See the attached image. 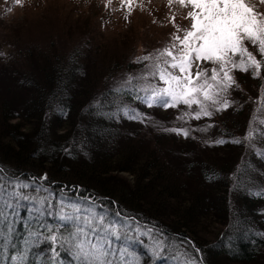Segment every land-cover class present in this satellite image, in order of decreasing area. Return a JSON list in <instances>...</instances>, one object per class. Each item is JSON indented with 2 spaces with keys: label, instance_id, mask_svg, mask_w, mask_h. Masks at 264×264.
Wrapping results in <instances>:
<instances>
[{
  "label": "snow or ice",
  "instance_id": "6c2138e0",
  "mask_svg": "<svg viewBox=\"0 0 264 264\" xmlns=\"http://www.w3.org/2000/svg\"><path fill=\"white\" fill-rule=\"evenodd\" d=\"M20 4L21 0H15ZM174 0H169V6ZM188 9L185 19L190 26L175 28L163 48L134 58L143 65L135 73H124L112 86L89 105L93 115L105 119L125 118L141 123L153 118L129 103L139 102L148 108L179 109L177 121L211 118L234 104L231 91L240 86L234 72H251L261 78L264 68V0H175ZM110 3V0H109ZM132 11L133 0H121ZM247 44L254 46L250 51ZM2 55V54H0ZM210 64L211 67H205ZM258 107L248 122L242 137L231 141L219 138L214 144L231 142L246 144L264 158V85ZM195 106V107H194ZM155 121L153 126H159ZM212 124L190 127H163L165 132L190 136L191 131L207 132ZM227 134V133H225ZM209 143V141H205ZM71 155L69 147L62 148ZM211 179V177H208ZM47 173L37 176L17 173L0 164V249L11 264H62V253L71 257L69 264H148L136 245L145 246L149 259L171 264H192L181 251L185 241L168 243L169 238L155 224H142L140 218L118 207L115 201L95 193L81 194L79 185L54 187ZM264 195V192L259 193ZM22 213H24L22 215ZM23 226V247L17 250L13 242L16 225ZM260 235H264L261 233ZM190 243V242H189ZM47 245L48 255L37 253L30 258L32 248ZM13 249L8 253V249ZM199 251V249H197Z\"/></svg>",
  "mask_w": 264,
  "mask_h": 264
},
{
  "label": "rangeland",
  "instance_id": "374dc122",
  "mask_svg": "<svg viewBox=\"0 0 264 264\" xmlns=\"http://www.w3.org/2000/svg\"><path fill=\"white\" fill-rule=\"evenodd\" d=\"M260 10L264 11V6ZM187 11L188 9L181 8L175 0L171 6L169 0H133L130 14L128 7L121 4V0H110V3L109 0H21L20 4L15 0H0V73L8 72L14 79L12 83L7 74L0 78V132L1 118L6 115H3L2 96L8 95L14 100H20L29 87L24 84L17 87L19 77L36 76L37 81L43 82L51 65L57 60H66L74 53L80 62L81 88L102 84L105 75L109 73V81L113 83L122 74L135 73L143 67L133 62L135 57L163 48L170 41L171 34L175 31L170 17L175 15V23L181 28L190 26V21L185 19ZM247 46L257 54L254 46ZM257 58H260L258 54ZM204 66L211 67L210 64ZM234 75L240 86L231 91V99L236 104L215 113L211 118L177 121L175 117L181 110H186V106L165 110L132 102L135 107L152 117L153 121L141 123L127 119L128 124L123 123L120 126L130 140L119 144V152L135 148L140 160H143L150 151L157 157V167L164 165L161 176L158 175L159 178L153 184L155 194L145 192L141 194V200L135 197V200H131L132 203H137L136 205L152 213V216L172 224V227L186 225L181 229L202 244H215L225 233L229 226L228 219L223 223L224 208L229 213L227 207L229 206V211H233L236 209L234 204L238 202V193L232 191L237 188L234 169L231 167L227 173L228 184L223 196V186L216 187L214 183L207 184L202 180V166L208 165L207 168L219 171L221 168L226 170L227 163L231 160L235 161V165L250 161L253 166L250 169L251 175L260 184H264V158L257 156L254 150L249 149L246 144L233 147L229 143L227 146L211 143L219 138L232 140L233 137H242L253 115L251 107H258V98L264 85V69L258 79H254L251 72L247 74L236 71ZM10 87L16 91L10 90ZM247 93L252 95L251 102L245 101ZM258 115L264 119V113ZM155 121H160V125L153 126ZM234 121H238L240 128L233 125ZM10 122L15 123L16 119ZM209 123L213 127L207 132L193 130L188 138L162 130L163 127L196 129ZM6 138L2 141L7 143ZM256 146L264 148V142H257ZM189 163L191 166L188 168ZM154 170L156 171H151ZM117 175L126 185L135 188L132 174L121 172ZM260 188L264 192V185ZM113 189L110 188L112 194L118 195ZM206 196L211 199H206ZM221 197L224 198L225 206H221ZM261 199L264 200V195H261ZM195 200L203 207L194 213L188 206ZM258 205L264 206V202H259ZM206 206L208 208H204ZM262 213L260 217L264 215V210ZM259 220L264 228V219ZM144 240L145 246L137 244L136 251L142 253V257L149 258V252L145 248L151 244V240L147 237ZM192 254L196 255L193 250ZM211 257L212 255L210 259ZM210 259H207L210 264H240L223 257H218L217 262ZM158 261L160 264H171L170 261ZM244 264H264V250L256 261Z\"/></svg>",
  "mask_w": 264,
  "mask_h": 264
},
{
  "label": "trees",
  "instance_id": "16d2710c",
  "mask_svg": "<svg viewBox=\"0 0 264 264\" xmlns=\"http://www.w3.org/2000/svg\"><path fill=\"white\" fill-rule=\"evenodd\" d=\"M79 69V58L73 53L66 60L60 59L51 65L43 82L37 81L36 76L19 77L17 87L23 86L22 84L29 86L20 100H14L8 95L2 96L4 97L2 99L3 115L4 113L6 115L1 118L0 164L17 173H24L25 177L29 174L40 176L47 173L49 180L56 182L54 185L56 188L62 185H79L83 190L82 195L95 193L98 197H106L109 202L115 201L118 207L139 217L142 224H155L162 229L169 238L168 243L185 241L181 249L187 250L186 258L189 257L192 263L210 264L207 259H210L211 255L210 260L216 262L218 257L240 264L256 261L264 250V235H260L264 233V228L261 227V220H259L264 219V215L260 217L264 206L258 205L259 202H264L259 194L263 192L260 186L263 187L264 184H260L254 175H251L252 162L245 161L235 165V161L231 160L227 163L226 170L221 168L219 171L211 167L207 168L208 165L201 167L202 180L207 184L214 183L216 187L223 186L224 190L221 189L223 196L228 184L226 182L227 173L232 167L231 169L235 171L234 181L237 185V188L232 191L238 193L236 195L238 202L234 204L236 209L229 211V206L226 204L229 212L226 213L227 210L224 208L223 223L225 219H228L229 228L216 240L215 244H202L194 236L181 229L186 225L179 224L178 227H172V224L152 216V213H148L143 207L136 205L137 203H132L131 200L136 198L141 200L143 198L141 194L145 192L155 194L153 184L159 178L158 175L162 174L164 165L157 167V157L150 151L143 160H140L135 148L119 152V144L130 138L120 126L123 123L128 124L129 121L125 118L105 119L93 115L89 109V105L112 86L113 83L109 81L111 74L105 75L102 84L84 89L81 88L82 74L79 73ZM6 74L10 76L13 83L14 79L8 72H1L0 78ZM10 90L16 91L11 87ZM251 98L252 95L247 93L245 101L251 102ZM128 102L133 101L129 99ZM251 108L253 111L256 109L254 106ZM13 119H16L15 123L10 122ZM21 120L22 122H18ZM233 125L240 128L238 121H234ZM4 137H7L5 139L7 143L2 141ZM228 143L233 147L241 145L231 142L224 144L227 146ZM64 147L70 148L71 155L62 151ZM190 166L189 163L188 168ZM151 168L156 171L154 170L153 173ZM121 172L133 175L135 188L126 185L118 177L117 173ZM110 188L119 196L112 194ZM206 199L211 198L206 196ZM221 200V206H225L224 198L221 197ZM188 207L191 212L195 213L203 206L195 200ZM16 229L17 235L14 236L13 242L19 250L23 247L20 241L24 238V229L20 224L16 225ZM192 250L196 255L192 254ZM12 252L13 249L9 248L8 253ZM37 253L47 256V245L42 244L39 248H32L30 258ZM61 255L62 264H69L71 257L67 252ZM142 258L147 260L148 264H160L154 258L151 260L146 257ZM0 264H11L9 256L5 255L2 249H0Z\"/></svg>",
  "mask_w": 264,
  "mask_h": 264
}]
</instances>
